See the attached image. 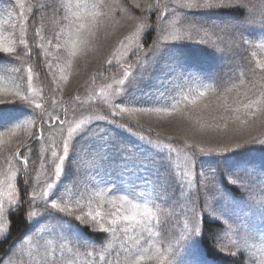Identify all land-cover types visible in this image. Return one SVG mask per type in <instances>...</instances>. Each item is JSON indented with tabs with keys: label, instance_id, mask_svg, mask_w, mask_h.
<instances>
[{
	"label": "rangeland",
	"instance_id": "1",
	"mask_svg": "<svg viewBox=\"0 0 264 264\" xmlns=\"http://www.w3.org/2000/svg\"><path fill=\"white\" fill-rule=\"evenodd\" d=\"M36 2L33 4L37 8L39 5H45V7L42 12L40 11L42 17L31 21L33 23L41 21L42 24L33 26L30 23L34 31L31 28L26 31L21 20L19 21L18 9L24 7L27 12L26 16H28L33 10L30 0H0V37L4 39V42L9 39L15 40L17 49L11 54L15 56L12 57L14 58L12 61L0 64V101L18 100L19 98L15 94L19 92L21 95L27 96L33 104L45 105L47 108L44 114L45 119H47L48 112L56 115L57 112L67 110L72 127L75 128L81 120L98 121L95 126L107 128L114 137H116V133L111 130L109 122L102 124L99 120L106 114L98 113L99 118H89L84 115L85 107L95 104L96 101H101L108 105L119 103L122 107L173 109L170 114L151 112L136 113L131 116L129 123L134 129H137L139 133L137 136L143 137V139H139L137 142L133 138V141L126 144L134 146L139 152L145 153L144 151L147 149L154 153L152 146L148 143L149 140L167 145L170 143L167 138H172V146L179 152L177 163L180 164V167L178 170L184 169L185 171L189 168L193 169L190 164L185 165L184 161L185 154L192 156L189 146H195V154H206L204 156L205 163L199 160L198 173L201 166L203 171L209 175L210 169H216L217 180L220 175L218 172L220 165L226 173L228 167L231 166L249 169L251 185L253 184L250 191L254 193V200H246L242 196L240 199H234L229 205L224 203L225 199L219 203L213 200L211 203L217 209L218 214L220 212L228 214L220 219L224 223L228 221L233 229L224 231V242L229 240L238 246V250L246 251V263L249 261V264H264V219L261 217L259 206L255 205L256 201L264 198V191L261 190L259 179L261 174L257 171L263 166L261 162L248 159L249 153H253L251 151L254 147L261 145L259 143L249 144L243 149H236L241 151V154L238 155L241 160L228 157L230 155L225 151V149L231 151L234 144L243 143L252 138L264 140V122H262L264 117H248L242 107L249 99H257L260 93L264 92V71L256 68L258 62L264 61V36L261 35L259 23L247 28L243 37V40L247 41L245 44L238 33L228 36L222 41L224 34L219 29L213 28L211 24L213 20L220 22L225 20L224 18H211L203 15L201 22L193 23L196 20L192 21L191 17L196 18L194 13L197 12V8L182 7L183 0H136L141 4V8H136L133 0H36ZM78 2L86 3L89 7L81 10L85 17L83 22L86 27L82 30L81 42L75 49L76 55L73 56L71 44L65 45L67 41L75 40V29L78 25L73 22L75 18L71 15L75 9H69L67 5H75ZM92 5H96V7L93 8ZM147 5L153 6L151 11L147 10ZM165 5L171 10V14L157 25L155 15L158 16L160 13L156 11V8L160 6V10L163 11ZM145 17H149V19L145 21ZM145 24L152 25V31L156 30V35H159L162 46L168 45L155 67V71L160 70V77L153 78V82L151 79L147 81L151 82L152 88L158 87L156 95L159 97L156 100L143 97L138 92L137 85L128 91L126 98H122L115 92V89L123 88L118 83L124 78L119 66L134 62L140 55L138 45L143 44V34L147 31ZM41 27L42 38L35 37V28ZM58 33L60 34L59 41L55 39ZM22 35H26V39L30 40L33 45H42L38 48L43 51L42 61L37 62L34 56H32L34 60L30 58L26 54V48L19 45V38ZM250 38L251 42L249 41V43L254 49L253 57L246 58L248 59L246 60L237 54L240 47L249 44ZM49 40H52V45L48 44ZM205 41L207 45L204 43ZM57 42L61 45L60 49L55 47ZM181 44L204 46L203 49L210 54H212L210 51L212 46L223 48V52L227 54L233 53L235 58L230 60L233 65L230 67L229 71L231 72L225 83H221L220 79L215 78L211 74L210 68L195 67L187 62L188 59L183 62V67L186 69L183 79L177 76H168L165 71L166 66L172 62V54L176 52V49L179 50ZM174 47L179 48L175 49ZM109 59L113 61L111 65L107 63ZM49 63L51 71L48 69ZM30 67L32 68L31 73H29ZM44 67L49 73L43 70ZM21 68L27 77L31 76L30 80L29 78L27 81L24 79ZM251 69L256 70L253 72L250 71ZM133 71H135V66ZM46 78L48 87L44 86ZM102 88L106 89L105 96L99 95ZM151 90L149 89L148 93H151ZM202 91L205 92L204 96L200 95ZM46 97H51L56 103L54 105L46 104ZM238 108L240 111H235ZM103 111L107 113L106 110ZM27 112L28 109L25 108L22 114L9 117L19 119L15 123L3 127L5 131H1L0 128V143L10 141L13 136H19L17 139L21 138L22 141L28 140V130L35 131L39 128V116L33 117ZM245 120L247 123L242 124L241 121ZM17 123L21 126L17 127ZM43 134L45 139L37 142L35 147L39 158L35 168L34 165L30 168L29 163L25 166L14 158L11 165L7 163L6 158L12 156L20 146L21 142L16 139L13 140L15 142L13 150L6 151L5 154L0 153V181H3L0 183V200L3 201L6 210L19 199L20 186L23 187L24 182L27 181V178L21 179L24 174H30L31 180H34L33 185H43L47 179L48 165L42 164L40 157L54 140H59L60 133L58 128L45 127ZM90 143L94 144L96 141ZM82 147L85 151L88 150L87 144H83ZM47 159L49 161L52 159L50 153H48ZM115 160L118 161L119 157H115ZM225 163L227 168H225ZM80 166L88 171H82L80 174L81 185L74 189L76 195L68 193L65 195V200L74 201L79 198L80 192L86 187L87 191L83 192L84 199L81 201L85 205V211L89 210L87 207L89 201H91L92 208L99 205L100 210L104 213L112 211L114 210L113 203L119 206L120 197L124 194L131 195L142 192L145 195L137 198L141 203L147 200L151 206L155 202L154 189L158 185L154 182L147 181L146 183L144 181L145 176L141 172L145 169L137 167L124 169L119 163H114L112 160H106L102 165L93 164L90 158L84 156L83 153L80 154ZM133 174L140 175L138 180ZM89 178L92 180L91 184H85L84 182ZM109 180L121 186L123 191L111 192L112 185L106 184ZM36 191L40 192L39 186ZM61 191H63V185ZM36 203L31 210L32 213H35V216H30L31 230L22 240L18 239L14 243L16 247L13 249L15 253L13 260L18 264H38L41 256L45 253V247H47L48 254L51 255L53 251L59 252L61 245H64L65 253L63 264H101L95 257L104 255L110 260H115L117 253H119V258L124 257L123 249L132 243L130 237L141 240V247L144 249L145 255L142 264H156L154 257L158 248L166 252L169 258L174 253H183L185 264H191L189 261L193 257L192 251L191 249L185 251L184 238L188 236L189 230L195 223L196 214L203 211V208H198L197 212L192 214L189 219L186 216L183 221V229L178 230L179 239L170 243L164 244L156 237L159 233L153 228H155L158 217L157 213V216L153 217L146 226L150 231L145 230L141 235L140 229L133 231L129 228L127 232H124L125 226L121 225L115 235L107 234L103 240L104 245L96 247L93 251L90 246L78 248L82 241L57 239L59 229L57 232L49 234L47 230L56 222L40 217L43 206L39 196ZM154 208L153 211H155ZM8 214L5 211L2 218L6 230L0 232V237H6L9 233ZM78 214L79 212H77ZM72 224L75 226L74 220H72ZM64 227L67 228L68 225L65 224ZM227 227L228 224L225 229ZM168 249L171 251H167ZM122 259L124 262V258ZM123 262L118 261V264H123Z\"/></svg>",
	"mask_w": 264,
	"mask_h": 264
},
{
	"label": "snow or ice",
	"instance_id": "2",
	"mask_svg": "<svg viewBox=\"0 0 264 264\" xmlns=\"http://www.w3.org/2000/svg\"><path fill=\"white\" fill-rule=\"evenodd\" d=\"M136 8H141V4L133 0ZM45 5H39L38 10L42 12ZM69 9H75L72 11L71 15L75 18L73 21L78 26L75 29V40H69L67 44H71L73 48L72 55H76V47L81 42L80 37L82 30L85 29L86 25L83 22L85 17L82 13V9H87L89 6L86 3L78 2L75 5H67ZM96 7V5H92ZM147 10H152V5H147ZM182 7L185 8H199L211 11H236L240 15L237 17H232L229 19L221 20L217 22L212 21L211 26L215 29H219L224 36L222 41L228 36H234L239 34L243 43H247L243 40V37L247 31V28L253 27L259 23L261 28V35L264 36V0H183ZM156 11L160 14L156 17L157 25L160 24L162 20H165L171 10L164 6V10H160V6H157ZM67 19V17H65ZM149 17H145L147 21ZM222 25V26H221ZM147 31L145 32L143 39L144 43L138 45V50L140 55L136 57L134 62L127 63L126 65H120V70L123 74V79L118 81V83L123 86V88L115 89L116 94L120 95L122 98H126L128 91L134 89L141 80L145 78H151V74L155 71L156 65L159 63V59L166 50L168 45H161L159 35L151 43H148L147 37L152 31V25L145 24ZM244 29V31H241ZM42 27L36 28L35 37H41ZM42 38V37H41ZM55 39L59 41L60 34H56ZM52 40L48 41L49 45H52ZM207 45V42H204ZM16 41L9 39L4 42V39L0 37V59H7L4 57V53L12 54L16 52ZM19 45L26 48V54H32V48L28 47L26 35H22L19 38ZM147 45V46H145ZM35 48H40L42 45H33ZM57 49L61 48V45L57 42L55 44ZM210 51L214 55H222L224 49L216 48L214 46L210 47ZM172 62L166 66V74L168 76H177L183 79L186 69L183 67V62H185L188 57L183 51L177 50L172 54ZM109 65L112 64V60L107 61ZM135 66V71L133 68ZM261 71H264V61L258 62L256 65ZM48 69L51 71V64H48ZM256 69H251L250 71L255 72ZM32 68H29V73H31ZM241 75L243 73L241 72ZM29 80L31 76L28 77ZM243 83V80H241ZM110 87V86H109ZM59 91V89H57ZM18 96V100L12 101H0V106H20L23 105L28 109L27 114L33 117L38 115L40 118V126L35 131L31 129L28 130V140L21 141L20 146L12 154V156L7 157V163L11 165L13 158L23 165H28L31 160L32 147L38 141H43L44 128H58L60 137L59 140H54L45 150L44 154L41 155L40 160L42 164L48 165V175L46 181L43 185H33L30 188V182L25 181L23 188L20 189V198L12 203V207L5 209L4 203L0 200V232L5 231V224L3 222V216L5 211L10 215L13 212L21 215L26 223H31L29 220L30 216H35V213L30 211V207L37 202V197L40 198V203L43 206V212L40 214L41 218H47L49 220L55 221L56 223L48 229V233L57 232V239L65 241H82L79 247L87 248L91 244L93 251L96 247L104 245V241L101 240L99 245L95 241H89L84 234L85 229H88L91 233L95 235H105L112 234L115 235L117 231L124 225V232H127L129 228L133 231L136 229L141 230V235L143 231H150L146 226L149 224L153 217L157 216V211H162L159 205L153 203L151 206L147 200L141 203L137 198L143 197L145 194L134 193V194H124L120 197V205L116 206L113 203L114 210L104 213L100 210L98 205L96 208L91 207V201L88 202V211H85V205L81 203L84 199L83 192L87 191V188H83L80 192L79 198L74 201L69 199L65 200V195L72 193L73 196L76 195L74 189H77L81 185L80 174L82 171H88V169H82L80 166V154L83 153L84 156L89 157L93 164L102 165L106 160H112L114 163H119L124 169L129 167H137L147 170L152 167L155 170V180L154 183L159 185L163 189V197H157L161 199L163 204H169L174 200L183 201L186 196L187 199L193 205L192 212L195 213V206L200 204L203 206V211L195 216V223L189 230L188 236L184 238L185 251L191 249L194 259L191 264H207L206 260L199 257L198 254L194 252V245L200 240V238L205 234L206 222L209 218L220 221L222 216L228 215L226 212H220L218 214L217 209L213 207L211 201L215 200L217 203L223 201L226 197L225 190L222 184L216 179V169H210L209 174L203 171L201 166L200 172L197 174V182L195 188L191 181L188 182V188L185 189L184 177L188 173L183 171H177L180 164L177 163L179 159V152L172 146V138H167L170 143L165 145L163 143H156L149 140V145L152 146L154 155L149 157L146 153L139 152L134 146H130L116 139L107 128H98L95 126L98 121H85L81 120L76 127L71 126V120L68 118L67 110L63 112H57L53 115L52 112L47 113V119H45V112L47 108L44 104L35 103L28 99L27 96L21 95L19 92L15 94ZM99 95L105 96L106 89H101ZM201 96L205 95V92H200ZM45 103L54 105L56 101L51 97L45 98ZM105 107L109 109L111 116L114 118L109 123L115 125L117 128H126L124 124H116V118H123L125 114L129 117L136 113H171L173 109L166 107H122L119 103H113L111 105L105 104ZM245 110V115L248 117H264V92H261L257 99H249L247 103L242 105ZM3 108H0L2 112ZM37 110H40L39 112ZM55 111V108H53ZM235 111H240L236 109ZM19 118H9L7 121L0 114V127H5L8 124L15 123ZM102 120L107 121L106 117H101ZM239 119V117H237ZM264 122V121H262ZM31 123V122H29ZM242 124L247 123V121H241ZM20 127V124H16ZM131 131V129H127ZM30 141V142H29ZM91 141H96V143H90ZM259 143L264 146V140H257L252 138L245 140L243 143H237L233 145L234 149H243L249 144ZM83 144L88 145V150L85 151L82 147ZM189 150L193 152L192 156L185 154V165L190 164L194 169L197 165L195 160V146H189ZM228 151V149H225ZM27 153V154H25ZM50 153L51 160L47 159V155ZM119 157V160H115V157ZM26 172V168H25ZM224 175L223 173L221 174ZM11 178V177H10ZM261 182V190L264 191V173L259 177ZM92 180L89 178L85 181V184H91ZM226 182L236 188L246 200H254V193L250 191L251 188V172L249 169L241 166H231L228 167ZM3 183V181H0ZM147 183V181H146ZM106 184H111V192L123 191L121 186L116 185L114 181H107ZM63 185V191H61V186ZM40 187V192L36 191L37 187ZM155 191V189H154ZM75 204V207H74ZM256 206H259L261 210V217L264 219V198L255 202ZM157 211H153V208ZM77 212L79 214L77 215ZM164 215H171V213H162ZM72 220L76 221L75 226L72 224ZM228 227L221 228L212 234V239L218 241L221 238V234L224 231H232L231 224L225 221ZM67 224L68 227L65 228L64 225ZM10 229V222H9ZM67 233V235H65ZM10 234V231H9ZM6 239V237H5ZM132 241L131 245L123 249L124 252V262L123 264H142L145 259L144 249L141 247V240L135 237H130ZM218 250L223 251L219 243H214L213 245ZM16 247L15 244L9 246L8 252L0 255V264H18L17 261L13 260V249ZM167 251H171L168 249ZM64 245H61L60 251H53L51 255L47 252V247H45V253L41 256L38 264H63L64 257ZM230 255L236 256L243 253H229ZM92 255V253H89ZM156 264H185L183 253L173 254L171 258L166 254V252L161 251L159 248L156 249L155 255ZM99 259L101 264H118L119 253L116 255L115 260H110L107 256L100 255L95 257ZM241 264H246V260L241 261Z\"/></svg>",
	"mask_w": 264,
	"mask_h": 264
},
{
	"label": "trees",
	"instance_id": "3",
	"mask_svg": "<svg viewBox=\"0 0 264 264\" xmlns=\"http://www.w3.org/2000/svg\"><path fill=\"white\" fill-rule=\"evenodd\" d=\"M30 2L32 3V9L33 10L28 16H26L27 12L25 11L24 7L18 9L19 21L21 20L26 31L28 29L30 30V28H31L30 23L33 24V26H35L36 24H39V25L42 24L41 21H39L38 23H33L31 21L32 19L37 20L38 17H42V14H41L40 10H38V8L36 6H34V4L37 3L36 0H30ZM203 15H205L207 17H211V18L218 17L221 19L222 18L228 19V18H232V17H237L240 15V13L236 12V11H211V12H209L208 10L197 8V12L194 13V16L196 18L191 17V20L192 21L196 20L193 23L201 22ZM156 17H157V15H155V18ZM32 31H34V30L32 29ZM27 33L29 34V32H27ZM144 34H143V36H144ZM27 37L29 38V35ZM156 37H157L156 30L151 31V33L147 37L148 43H151L153 40H155ZM251 38L253 39V37H251ZM251 38L248 40V43H249V41L251 42ZM142 42L144 43V39L142 40ZM27 45H28V47H31L33 50L32 54L29 55L30 58H32V56H34L37 62H39V60L42 61L43 51H40L38 48L33 47V44L31 43L30 40H27ZM253 46H255V45H253ZM203 47L204 46H201V45L195 46V45L181 44L180 48L179 47H174V48L175 49L179 48L180 51H183L184 53L187 54V57H188L187 62L189 64H192L195 67L197 66V67L210 68L211 74L215 78L220 79L221 83H223V82L225 83L226 78L230 75V72H231V71H229L231 69L230 67L233 65L232 62H230V60H231V58L234 59L235 55H233V53L227 54L226 52H223L225 54H222V55H214V54H210L209 52L204 50ZM175 51H177V49ZM253 51H254V49H252V47L249 43L246 46L240 47L239 53L237 55H241L242 57H245L244 59L252 58L253 57ZM3 56L7 57V59H0V64L10 62L14 59L12 57H15L14 55L12 56L11 54H8V53H4ZM246 60H248V59H246ZM43 70H45L46 73H49L46 67H44ZM21 72H22L24 79L27 81L28 77L22 68H21ZM159 75H160V70L158 69L157 71H154L151 74V78H145L144 80H141L140 84L138 83V87H139L138 92L143 97H148L152 100L158 99L159 95H156V93L158 92L157 91L158 87L155 86L152 88L151 82H147V81H148V79L152 80L153 78H156V77L159 78L160 77ZM152 82H153V80H152ZM45 85H47L46 87H48L47 78L44 81V86ZM149 89H152L151 93H148ZM119 97H120V95H119ZM94 103L95 104H93V105L85 107L86 108V110L84 111L85 116H88L89 118H93V117L99 118L97 116L98 113H105L106 114L105 117L107 118V121L102 120L101 118L99 119V120H101L102 124L104 122L107 124L108 121H111L114 119L111 116L109 110H107L108 108L105 107V104L101 103V101H96ZM0 108H3L2 112H0V114H2L3 118L6 121L9 117H13L14 115L17 116L19 114H22L25 111L26 107L23 105H20V106H9V107L0 106ZM103 110H106L107 113L104 112ZM130 119L131 118L127 114H125L123 116V118H116V124H124L127 126L126 128H122V129L116 128L115 125L113 126V124L109 123V125L111 126V130H113L116 133V139L125 143V144L133 141V138L136 139L137 142L139 141V139H143V137L140 138V136H137L139 133L137 132V129L136 128L134 129L132 127V124L129 123ZM0 128H1V131H5L3 127H0ZM129 128L131 129V131L127 130ZM17 137H19V136H13L10 140L11 142L8 140L6 142L0 143V153L5 154V153H7L6 151L13 150V147L15 145V142H13V140L16 139V141H19V142H21L23 140L21 138L17 139ZM38 143H39V141H38ZM36 144H37V142L33 145L32 150H31L32 155H31V160L29 161L30 168H32L31 167L32 165H34V168H35L37 163H38V160H39V158L37 156V152H35V147L37 146ZM144 152L149 157H151L150 155L153 156L155 154L152 151L147 150V149ZM251 152H253V153H249L250 157L248 159L249 160L253 159L257 162H261L263 168H258L257 171L259 172V174L264 173V146L254 147V149ZM226 153L230 155L228 157L240 159L238 155L241 154V151H239V150L231 148V151H226ZM191 154L193 155V152H191ZM204 156H206V154H204V153H196L195 154L194 158L197 161V165L194 169L189 168L186 171L184 169H182V170L177 169V171H183L186 173L188 172V175H186L184 177L186 190L188 188V182L189 181L192 182L193 188H195L196 182H197L198 169H200L199 160L202 161L203 163H205L206 159ZM226 165L227 164L225 163V168H227ZM220 166L221 167L218 170V172L220 174L218 177V180L222 184V186L225 190V193H226L224 203L229 205L234 199L242 198V194L239 191H237L236 188H234L233 186L229 185L226 182L227 173H226V171H223L222 165H220ZM129 168H131V167H129ZM132 172H133V170H132ZM132 172H130V173L132 174ZM141 173L145 176L144 181H148L150 183L154 182L155 170L152 167L148 168L147 170L142 171ZM222 173L224 174L223 176L221 175ZM133 175L136 177L135 179L138 180V177L140 175H138V174H133ZM25 178H27V181L30 182V188H29V191H30L31 185H33L34 180L33 179L31 180L30 174H28V175L24 174L21 177L22 180ZM252 185H251V188H252ZM21 187L22 186H20V189L23 188V187L22 188ZM20 189H19V198H20ZM154 194H155V196H154L155 202L154 203H156V205H159L160 209L162 210V211H157V209L154 208V210L157 211V213H158V217H157V220L155 222V228H153V229H156V231H158V233H159L156 235V237L158 239H160L164 244L170 243L173 240H178L179 239V236H178L179 231L178 230L183 229L182 226L184 224V222H183L184 219H186L185 217L187 216L189 219L191 217V215L194 214L192 212V208H193L192 203L190 202V200L187 199V196H186L185 200H183V201L174 200V201L170 202L169 204H163L161 202V199H157V197H161V198L163 197V189L159 185L155 186ZM36 204H34L30 207V211L34 208V206ZM198 208L199 209L203 208V206L200 204L196 205L195 206V212H197ZM169 212L171 213V215L162 214V213H169ZM8 218L10 220V229H9L10 234L8 233V235L6 236V239H5V237H0V255L7 253L9 246L13 245L16 242V240H18V239L22 240L24 238V236L29 233V231L31 230V227H32V222L26 223L24 218L15 212H13V214H11V215L8 214ZM30 219H31V217H29V220ZM74 222L76 223L75 220H74ZM225 227H226V224L223 221L220 220L219 222H217L216 220L209 218L208 221L206 222L205 234L200 238V240L198 242L195 243L194 252L196 254H198L199 257L206 260L207 264H241V261L245 260V258H246V254H247L246 251H243V249L238 250V246L234 243L229 242V240L227 242H224V239H225L224 232H222L221 238L218 241H214L212 239V234L214 232H216L217 230H219L221 228H225ZM84 235L87 237V239L89 241H95L97 245H99L101 240H104L107 237V234L95 235V234L91 233L88 229H85ZM214 243H219L220 247L223 248V251H220L216 247H214L213 246ZM89 246L92 247L91 244ZM238 252L239 253L242 252L243 256H241V255L233 256V255L229 254V253H238ZM122 258H124V257L119 258L120 263L123 262ZM193 259H194V256L190 259L189 262L191 263ZM246 264H249V261Z\"/></svg>",
	"mask_w": 264,
	"mask_h": 264
}]
</instances>
